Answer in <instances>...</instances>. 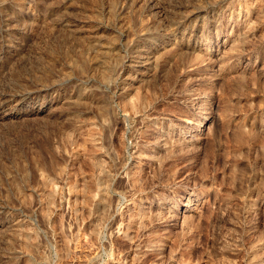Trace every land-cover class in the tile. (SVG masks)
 I'll return each mask as SVG.
<instances>
[{"label": "rangeland", "instance_id": "374dc122", "mask_svg": "<svg viewBox=\"0 0 264 264\" xmlns=\"http://www.w3.org/2000/svg\"><path fill=\"white\" fill-rule=\"evenodd\" d=\"M0 264H264V0H0Z\"/></svg>", "mask_w": 264, "mask_h": 264}, {"label": "bare ground", "instance_id": "6f19581e", "mask_svg": "<svg viewBox=\"0 0 264 264\" xmlns=\"http://www.w3.org/2000/svg\"><path fill=\"white\" fill-rule=\"evenodd\" d=\"M89 42V41H88Z\"/></svg>", "mask_w": 264, "mask_h": 264}]
</instances>
